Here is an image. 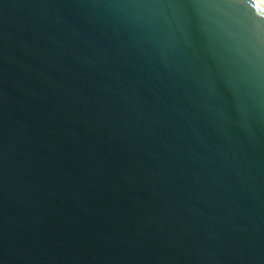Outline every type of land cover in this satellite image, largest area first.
I'll list each match as a JSON object with an SVG mask.
<instances>
[{"label":"water","instance_id":"water-1","mask_svg":"<svg viewBox=\"0 0 264 264\" xmlns=\"http://www.w3.org/2000/svg\"><path fill=\"white\" fill-rule=\"evenodd\" d=\"M0 264H264L258 0H0Z\"/></svg>","mask_w":264,"mask_h":264},{"label":"rangeland","instance_id":"rangeland-1","mask_svg":"<svg viewBox=\"0 0 264 264\" xmlns=\"http://www.w3.org/2000/svg\"><path fill=\"white\" fill-rule=\"evenodd\" d=\"M258 1H259V0H258ZM260 1H261L260 3H261V4L263 5V7H264V0H260Z\"/></svg>","mask_w":264,"mask_h":264},{"label":"bare ground","instance_id":"bare-ground-1","mask_svg":"<svg viewBox=\"0 0 264 264\" xmlns=\"http://www.w3.org/2000/svg\"><path fill=\"white\" fill-rule=\"evenodd\" d=\"M259 2H261V1L259 0Z\"/></svg>","mask_w":264,"mask_h":264}]
</instances>
